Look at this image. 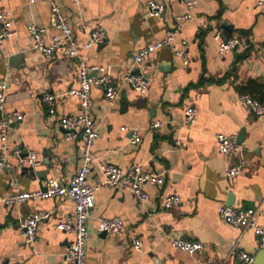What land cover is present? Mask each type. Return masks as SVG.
I'll list each match as a JSON object with an SVG mask.
<instances>
[{
	"label": "crops",
	"instance_id": "obj_1",
	"mask_svg": "<svg viewBox=\"0 0 264 264\" xmlns=\"http://www.w3.org/2000/svg\"><path fill=\"white\" fill-rule=\"evenodd\" d=\"M57 1L87 60L107 66L120 88L111 103L104 87H92V115L99 136L93 146L91 184L103 180L101 162L125 169L142 163L162 174L160 184L146 186L147 201L119 188L98 191L87 221L86 264H204L208 258L237 264L240 250L256 257L262 249L259 236L252 228L232 226L219 210L225 204L257 209L256 221L264 226V115H255L239 101L240 88L248 80L264 84V6L257 0H199L194 19L183 24L176 38L180 45L182 40L188 42V58L168 46L153 52L139 67L152 79L148 93L141 95L123 82L125 69L140 49L176 28L177 16L184 11L182 0H158L166 8L159 17L148 14V0ZM2 10L12 12L17 30L0 46V81L9 83L5 105L25 114L12 126L9 145L27 144L35 150L40 163L34 167L40 176L22 169L15 174L7 168L0 176V194L35 190L50 177L69 182L82 163L83 137L67 140L60 120L80 111L78 99L66 93L76 84L77 64L65 49L48 60L32 47L30 24L47 27V36L58 33L48 0H0ZM97 22L108 38L87 49L84 43ZM241 28L250 33L243 34ZM218 31L239 37L242 44L221 53ZM45 91L57 96L54 114L42 100ZM188 105L198 110L194 124L185 122ZM156 119L169 122L149 130ZM122 126L143 128L142 140L133 143ZM243 129L248 167L230 178L226 168L232 160L220 153L216 134L239 136ZM10 161L15 165V157ZM171 193L178 194L181 202L167 208L164 200ZM73 209L65 196L0 204V264H64L74 234L55 225ZM34 210L48 211L50 216L40 221L36 241L28 244L19 219ZM103 215L123 218L124 232H100ZM131 233L142 239L141 251L129 247ZM174 239L200 241L204 249L195 254L179 251Z\"/></svg>",
	"mask_w": 264,
	"mask_h": 264
},
{
	"label": "built area",
	"instance_id": "obj_2",
	"mask_svg": "<svg viewBox=\"0 0 264 264\" xmlns=\"http://www.w3.org/2000/svg\"><path fill=\"white\" fill-rule=\"evenodd\" d=\"M36 0H30L31 3ZM51 6L53 26L58 33L47 36L48 29L37 23L28 27L29 36L32 40V47L41 52L48 60L54 59L58 52L65 49L67 54L74 59L78 68V76L75 86L66 93L78 99L80 111L75 115H67L61 118L60 125L65 130L67 140H75L79 135L83 137L82 163L73 174L69 182H62L56 177H50L46 183L31 191H16L7 194H0V204H22L29 200L42 198H53L65 196L74 204L73 212L65 215V218L58 222L55 227L59 230H67L74 234V238L65 253L64 264H86L87 241L89 229L87 225L91 210L96 204V196L102 188H119L122 191H131L140 201L150 199L146 190L148 184L157 185L162 182V174L148 170L142 163L135 164L129 168H123L108 162H101L99 169L103 174V180L96 185L91 184L90 175L94 169L96 158L93 155V146L99 136L94 117L92 115L91 91L94 85L102 86L105 89L107 99L113 103L120 94V88L116 86L113 76L105 65L91 64L85 53L81 50L78 40L74 35L73 27L68 15L62 10L57 0H48ZM80 3L81 0H74ZM199 0H182L184 11L177 16V26L164 38L140 49L133 56L132 63L126 67L123 82L141 95H146L151 88L152 79L144 72H137L141 63L157 49L170 47L180 57L188 58L187 49L189 44L182 40L181 45L176 38L179 29L184 23L194 19L195 8ZM259 6H264V0H257ZM147 11L150 16L159 17L165 11V4L158 0H148ZM17 33L14 27V17L11 11H0V46L6 40H10ZM108 34L105 27L97 22L92 28L89 38L84 46L87 49L95 44L107 40ZM215 38L219 40V51L228 52L242 44L239 37H225L221 32H216ZM96 72L95 74H93ZM9 87L7 80L0 81V176L5 169L12 170L16 174L23 166H36L40 159L35 150L27 144L15 146L9 145V135L12 126L23 120L25 114L16 110L6 109V95ZM56 95L45 91L42 100L47 104L51 114L55 113ZM239 101L257 116L264 115V103L249 93H241ZM198 119V110L193 105L185 108V122L194 124ZM169 121L156 119L150 122L148 129L155 130ZM131 135V141L138 143L142 140L143 128L122 126ZM216 142L221 154L231 158V163L226 168V175L230 178H237L248 167V159L244 153V145L239 142L236 134L219 132L216 134ZM16 159L15 165L10 157ZM181 202V197L176 193L168 194L165 197L164 205L167 208ZM220 215L234 227H241L244 230L252 228L260 238V246L264 248V226L256 221L257 209H237L232 205L221 206ZM50 212L34 210L19 219V229L26 243H34L38 236L40 221L48 218ZM98 229L100 232L121 234L125 230V222L120 216H101ZM129 247L141 251L143 248L142 239L135 233L129 236ZM173 246L179 250L195 254L204 249L200 241L186 239H174ZM204 264H220L214 258H208ZM237 264H257L255 256L245 250H240Z\"/></svg>",
	"mask_w": 264,
	"mask_h": 264
},
{
	"label": "water",
	"instance_id": "obj_3",
	"mask_svg": "<svg viewBox=\"0 0 264 264\" xmlns=\"http://www.w3.org/2000/svg\"><path fill=\"white\" fill-rule=\"evenodd\" d=\"M226 28H232L233 27V25L232 24H225L224 25ZM240 31L243 33V34H245V35H248L249 33H250V30L248 29V28H241L240 29ZM137 72H141V70L140 69H137L136 70ZM128 105V102L126 101L125 103H123V106H125V105ZM245 130L243 129V130H241V132H240V134H239V136H238V140H239V142L240 143H242V142H244V140H245ZM47 162V161H46ZM52 165V164H51ZM22 171H24V172H30V174L33 176V175H35V174H38V173H36L35 171V167L34 166H30V165H27V166H23L22 168ZM38 176H40L39 174H38ZM104 233H107V232H104ZM255 261H256V263L257 264H264V248H262L258 253H257V255H256V257H255Z\"/></svg>",
	"mask_w": 264,
	"mask_h": 264
},
{
	"label": "trees",
	"instance_id": "obj_4",
	"mask_svg": "<svg viewBox=\"0 0 264 264\" xmlns=\"http://www.w3.org/2000/svg\"><path fill=\"white\" fill-rule=\"evenodd\" d=\"M247 54H243L241 58L245 57ZM241 93H249L259 101L264 103V84L259 83L255 79L248 80L247 84L240 88Z\"/></svg>",
	"mask_w": 264,
	"mask_h": 264
}]
</instances>
